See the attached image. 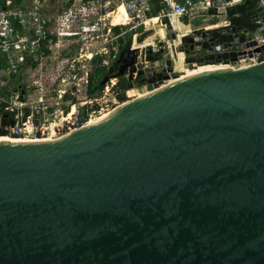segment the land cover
I'll list each match as a JSON object with an SVG mask.
<instances>
[{
	"label": "water",
	"instance_id": "95a60500",
	"mask_svg": "<svg viewBox=\"0 0 264 264\" xmlns=\"http://www.w3.org/2000/svg\"><path fill=\"white\" fill-rule=\"evenodd\" d=\"M256 2L181 18L179 49L202 52L187 66L215 68L159 87L156 73L150 92L50 141L0 140V264H264V59L233 67L247 50H228L261 26ZM123 52L115 76L135 69Z\"/></svg>",
	"mask_w": 264,
	"mask_h": 264
},
{
	"label": "built area",
	"instance_id": "2783aa9c",
	"mask_svg": "<svg viewBox=\"0 0 264 264\" xmlns=\"http://www.w3.org/2000/svg\"><path fill=\"white\" fill-rule=\"evenodd\" d=\"M243 2L245 0H0V56L3 61L0 66V129L6 136L33 141L55 139L84 126L96 112V97H90L89 90L94 73L91 66L97 56L101 57V65L106 69H117L121 52L132 50L135 69L129 72L128 66L120 76L125 83L130 80L133 86L143 75L141 80L149 89L148 77L163 72L172 77V72L167 70L168 66H174L173 58L168 54L169 46L172 43L179 49L181 39L190 34L181 21L183 16L189 21L196 16L210 18L213 16L209 14L211 8L221 12L226 6ZM121 5L127 12L125 21L113 23V14ZM256 6L263 11V17L256 20L261 26L255 32L245 33L248 41L233 43L228 48L235 51L250 49L249 60L253 55L262 56L264 51H253L254 47L264 44V0H257ZM214 16L220 18L218 14ZM153 19L157 21L154 23ZM166 22L174 37L168 32ZM150 23L163 31L164 38H156L155 47L136 46L134 41L142 32H149L146 27ZM205 29L208 28L205 26ZM177 40H180L178 44ZM159 41L163 42L161 46ZM245 43L253 45L245 48ZM148 48L161 49L160 58L146 60ZM197 50L200 49L188 53L182 51L183 59ZM126 57L127 53L123 52L121 60ZM43 58L55 61L57 75L51 83V92L45 91L40 76L35 77L36 65ZM241 61H231L229 65L253 64L234 65ZM118 78L109 76L103 84L104 90L126 93L128 88L120 87ZM169 78H155L153 83L159 87ZM13 82L16 85L11 88ZM46 95L54 100H48ZM63 100L67 106L58 111L51 110L54 104ZM56 111L60 118L51 119L49 116ZM3 113L13 120V125L1 123ZM63 114L69 118L63 119Z\"/></svg>",
	"mask_w": 264,
	"mask_h": 264
},
{
	"label": "rangeland",
	"instance_id": "374dc122",
	"mask_svg": "<svg viewBox=\"0 0 264 264\" xmlns=\"http://www.w3.org/2000/svg\"><path fill=\"white\" fill-rule=\"evenodd\" d=\"M125 18L126 17H124L123 19H121L120 22H124L125 21ZM113 19H114V22H116V20H115L114 17H113ZM187 28L188 27H186V29ZM166 38L168 40L169 39V36H167ZM127 39H129V35H128ZM246 41H248V39H246ZM200 53H202V52H196L195 54L197 55V54H200ZM260 58H261V55H253V58L251 60H249V59L246 58V59H244L243 61H241L239 63H235L234 65L235 66H237V65L239 66L240 64H247L249 62L250 63H254V61H256V62L259 61ZM36 68H37V70L35 71L36 72L35 73L36 74L35 77L37 78L38 76H40L41 82L46 87L45 88V91L46 90H49L51 92V90H50V88L52 87L51 86V83L53 82V78L55 77V75H57V70L55 69V61H52V59H49V58H47V59H44L43 58L36 65ZM98 68H104L105 71H106V75H107L108 74V71L110 69H112L113 67L110 68V69H106L104 66L101 65V57L97 56L95 62L91 66V69L95 71V69L97 70ZM144 77H143V75H140L139 78H138V81L131 88H137L139 91L146 90L147 88L144 87L145 81H142L141 80ZM94 79H95V75L93 73V81H94ZM15 85H16V83L13 82L11 84V88L13 86H15ZM127 91L128 90H126V93H125V91L121 90L119 93H117L116 90L113 89V90H109V92H106L104 90V85L103 84H102V86L96 87L95 92L93 91L92 94H89L90 97H96V103H95L96 112H94L92 114L94 116L93 119H96V118L101 117L103 114L107 113L109 110L117 107L119 103L123 104L122 103L123 101H126L128 98H130V96L128 95V92ZM47 94H49V92H47ZM118 96H123V98L120 99V98H118ZM46 97H47L48 100H51V101L54 100V98H49L48 95H46ZM55 101H57V100L55 99ZM126 102H128V101H126ZM65 106H67V102L63 100V101L58 102V104H54L51 107V110L52 111H54V110H57L58 111L60 108H64ZM92 108H95V107L93 106ZM57 111L55 113H53L52 115H50L49 117L51 119L58 120L60 118V115L58 114Z\"/></svg>",
	"mask_w": 264,
	"mask_h": 264
},
{
	"label": "bare ground",
	"instance_id": "6f19581e",
	"mask_svg": "<svg viewBox=\"0 0 264 264\" xmlns=\"http://www.w3.org/2000/svg\"><path fill=\"white\" fill-rule=\"evenodd\" d=\"M126 16H127V12H126V9H125V7L123 5L119 6L118 9H117V11L115 12V14H113V17L115 18L116 22H120V20L123 19ZM152 21L155 23L157 20L156 19H153ZM112 22L115 23L114 22V19H112ZM221 23H225L224 18H221L218 21V24H221ZM205 26L207 28H212V27L218 26V25H208V24H206ZM146 30H149V32L144 36V38L142 40H140V41H138V40L134 41L136 46L139 47V46H145V45L147 46L148 45L150 47H155L156 44H157V42H156L155 39L156 38H160V39L164 38L163 31L161 29L155 27V26L153 28H150V29H148L146 27ZM178 42H180V40H177V44H178ZM180 44H182V42H180ZM170 45L171 46H169L168 54H170L172 56V58H173V61H172L174 63V66L173 67L175 68V71L178 73V77L177 78L170 77L168 80L165 81L166 83L169 80H173V79H176L177 80L179 78H183L185 76H188V75H191V74H195V73L200 72V71H203V70H209V69L215 68L211 64L197 65V66H195L193 68H189L187 66V64L185 63L184 59H183V52L180 49L174 48V45H172V43ZM252 45H253V43H245L243 46L245 48H250V46H252ZM250 56H251V50L248 49L247 53L241 55V58L240 59L241 60H244L246 58H249ZM127 90H128L127 91L128 92V95L130 96V98H128L126 100L128 102H129V100L136 98L138 95H141L143 93H148V92L151 91L150 89H146V90H143V91H139L137 88H128ZM126 101H123L122 103L124 104V102L126 103ZM121 105L122 104L119 103L117 107L109 110L107 113L103 114L99 118L93 119L94 116H92L89 119V121L84 126L86 127V126H89L90 124H93V123L98 122L99 120H101L102 118H104L107 114H109L110 112H113L114 110H116ZM62 118L63 119L69 118V115H67L65 117V114H64L62 116ZM0 140H3V141H11V142L27 141V140H24V139L10 137V136H6V135L0 136ZM50 140H52V139L51 138H48V139H37V140L27 141V142H45V141H50Z\"/></svg>",
	"mask_w": 264,
	"mask_h": 264
},
{
	"label": "trees",
	"instance_id": "16d2710c",
	"mask_svg": "<svg viewBox=\"0 0 264 264\" xmlns=\"http://www.w3.org/2000/svg\"><path fill=\"white\" fill-rule=\"evenodd\" d=\"M262 52H263V54H262V56H261L260 59H264V51H262ZM2 64H3V61H2V59H0V66ZM116 70H117L116 68L112 69V72L113 73L111 74V76H115ZM94 75H95V79H94V81L92 79V82L90 84V90H89V93L90 94H92L93 91L95 92L96 87L102 86V85H100V82H101L102 78L106 75V71H105L104 68H98L97 70L95 69ZM118 77L119 78H118L117 84L120 87H122L123 89H126V83H125V81L123 80V78L121 76H118ZM118 98L122 99L123 96H118ZM0 113H1V111H0ZM4 134L5 133L3 132V130L0 129V135H4Z\"/></svg>",
	"mask_w": 264,
	"mask_h": 264
},
{
	"label": "flooded vegetation",
	"instance_id": "af4514ba",
	"mask_svg": "<svg viewBox=\"0 0 264 264\" xmlns=\"http://www.w3.org/2000/svg\"><path fill=\"white\" fill-rule=\"evenodd\" d=\"M152 22H153V21H152ZM153 27H154V25H152L151 23L147 25V28H148V29L153 28ZM149 45H150V44H149ZM147 46H148V45H147ZM175 80H176V79L169 80L167 83H169V82H173V81H175ZM143 94H146V93H143ZM143 94H141V95H143ZM141 95H138V96H141ZM138 96H137V97H138Z\"/></svg>",
	"mask_w": 264,
	"mask_h": 264
},
{
	"label": "crops",
	"instance_id": "0c3cea01",
	"mask_svg": "<svg viewBox=\"0 0 264 264\" xmlns=\"http://www.w3.org/2000/svg\"><path fill=\"white\" fill-rule=\"evenodd\" d=\"M2 57L0 56V59H1Z\"/></svg>",
	"mask_w": 264,
	"mask_h": 264
}]
</instances>
